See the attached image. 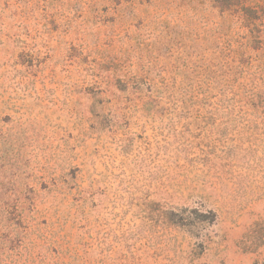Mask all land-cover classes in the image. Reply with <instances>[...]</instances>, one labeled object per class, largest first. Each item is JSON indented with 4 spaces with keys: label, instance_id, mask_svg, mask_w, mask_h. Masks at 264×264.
Returning <instances> with one entry per match:
<instances>
[{
    "label": "rangeland",
    "instance_id": "374dc122",
    "mask_svg": "<svg viewBox=\"0 0 264 264\" xmlns=\"http://www.w3.org/2000/svg\"><path fill=\"white\" fill-rule=\"evenodd\" d=\"M0 264H264V0H0Z\"/></svg>",
    "mask_w": 264,
    "mask_h": 264
}]
</instances>
